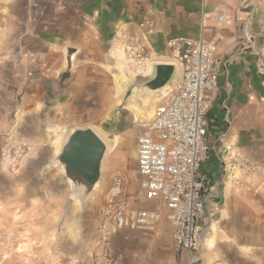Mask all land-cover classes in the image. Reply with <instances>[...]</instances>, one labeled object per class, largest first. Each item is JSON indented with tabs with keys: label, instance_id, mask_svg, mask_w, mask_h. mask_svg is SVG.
<instances>
[{
	"label": "crops",
	"instance_id": "crops-1",
	"mask_svg": "<svg viewBox=\"0 0 264 264\" xmlns=\"http://www.w3.org/2000/svg\"><path fill=\"white\" fill-rule=\"evenodd\" d=\"M0 2V78L6 100L1 110L14 117L11 126L17 132L31 127L49 158L73 125L112 131L109 122L125 93L120 86L151 76L156 61L174 63L176 79L178 61L167 40L186 36L211 43L220 67L205 114L208 153L200 171L209 182L202 192L205 211L193 252L196 264H264V0ZM225 13L231 18L220 21ZM133 44L146 52L142 66L127 60ZM152 104L144 111L152 112ZM236 155L260 169L233 176ZM124 166L119 156L109 167L104 163L108 173L91 194L83 216L88 226L70 240L71 253L94 264L97 208L119 174L127 206L154 209L159 218L148 228L126 226L116 232L113 264H189V253L175 244L170 211L146 199L137 161L131 173L120 171Z\"/></svg>",
	"mask_w": 264,
	"mask_h": 264
},
{
	"label": "built area",
	"instance_id": "built-area-1",
	"mask_svg": "<svg viewBox=\"0 0 264 264\" xmlns=\"http://www.w3.org/2000/svg\"><path fill=\"white\" fill-rule=\"evenodd\" d=\"M230 18L229 13L219 16L220 21ZM166 45L178 61V76L154 108L146 132L137 138L136 161L146 199L157 200L170 211L175 244L189 253V264H196L198 257L193 250L198 219L205 211L202 192L209 182L200 171L208 153L205 114L216 89L220 61L214 56V46L203 40L176 36ZM127 51L129 63L144 64L147 56L142 46L133 44ZM18 147L28 149L29 145L21 141ZM10 151L8 148L3 156L11 163L16 157H11ZM233 159V176L238 171L250 174L260 169L239 155ZM123 192L124 179L117 174L110 182L108 199L100 207L94 264L114 263L111 238L116 232L126 226L148 228L159 218L154 209H130Z\"/></svg>",
	"mask_w": 264,
	"mask_h": 264
},
{
	"label": "rangeland",
	"instance_id": "rangeland-1",
	"mask_svg": "<svg viewBox=\"0 0 264 264\" xmlns=\"http://www.w3.org/2000/svg\"><path fill=\"white\" fill-rule=\"evenodd\" d=\"M1 15L0 12V22ZM120 89L125 93L115 107V118L109 122L112 131L105 133L102 126L93 129L108 146L118 139L116 148L109 149L105 166L109 167L119 156L125 165L120 171L126 174L135 169L137 137L145 130L166 91L143 97L128 85H121ZM3 92L0 78V264H85L76 253H71L75 246L70 240L78 229L88 226L83 216L91 199L83 207L77 201H69L70 184L62 179L60 168L50 164L52 157L45 154L42 142L33 138L31 127L17 132L11 126L14 117L4 115ZM155 99L158 101L153 103ZM151 104L152 112L144 111ZM134 113L138 114L137 118ZM104 123L106 129L108 124ZM127 136H131L130 141ZM21 141L29 148H19ZM8 148L11 157H16L11 163L3 156ZM107 173L108 168H104L103 175ZM99 211L97 208V225ZM94 223L95 218L89 223L91 228ZM90 234L93 235L92 230Z\"/></svg>",
	"mask_w": 264,
	"mask_h": 264
},
{
	"label": "water",
	"instance_id": "water-1",
	"mask_svg": "<svg viewBox=\"0 0 264 264\" xmlns=\"http://www.w3.org/2000/svg\"><path fill=\"white\" fill-rule=\"evenodd\" d=\"M177 74L172 62L156 61L152 75L128 84L143 97L159 92L172 84ZM108 154L107 143L89 125H73L67 129L50 160L60 168L62 179L70 184L69 201H77L83 207L102 178Z\"/></svg>",
	"mask_w": 264,
	"mask_h": 264
},
{
	"label": "bare ground",
	"instance_id": "bare-ground-1",
	"mask_svg": "<svg viewBox=\"0 0 264 264\" xmlns=\"http://www.w3.org/2000/svg\"><path fill=\"white\" fill-rule=\"evenodd\" d=\"M168 85H166L165 87H163L161 90H160V92L162 93L163 91H167L168 89ZM136 117V116H135ZM116 146H117V142H115L114 144H113V147H115L116 148ZM108 152H109V147H108ZM100 182V181H99ZM97 186V185H96ZM96 188V187H95Z\"/></svg>",
	"mask_w": 264,
	"mask_h": 264
}]
</instances>
